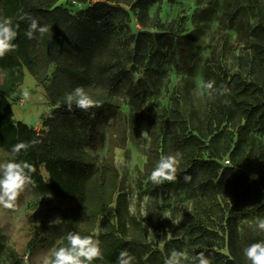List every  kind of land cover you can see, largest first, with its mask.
I'll return each mask as SVG.
<instances>
[{
    "label": "trees",
    "instance_id": "trees-1",
    "mask_svg": "<svg viewBox=\"0 0 264 264\" xmlns=\"http://www.w3.org/2000/svg\"><path fill=\"white\" fill-rule=\"evenodd\" d=\"M58 1L0 0L1 17L11 18L13 26L20 25L14 41L17 49L0 58L3 74L0 82V147L11 158V149L18 142L39 141L17 157L34 165L36 171L32 176L36 186L33 189L76 201L73 207L56 206L64 212L67 234L76 232L96 237L98 219L115 197V190L110 187L108 168L98 164L96 154L105 142L100 130L101 121L117 106L123 95L137 96L132 75L135 66L145 56H148L147 69L155 74L166 73V64L192 74L194 37L179 30L184 18L158 25V32L134 33L129 27H119L112 22L113 11L117 8L110 0H98L76 14L68 8L54 6ZM155 1L136 0L132 7L146 11ZM21 10L39 18L41 25H49V31L43 36L37 33L34 39H28L25 35L28 23L19 20ZM216 13H220V23L224 28H241L246 46L264 65V12L259 0H211L199 12V27ZM251 18L257 19L254 26ZM52 66L54 68L49 75ZM26 72L40 83L48 82L45 90L52 107L41 117V131L16 120L13 105L7 98L23 84ZM202 73L205 83L214 81V88L226 85L232 92L224 96H209L210 113L206 127H191L182 112V93L174 91L169 107L155 117L158 129L149 131L151 142L146 174L150 176L169 148L187 151L176 182L153 184L156 190L181 184L189 190L198 189L205 193L214 192L223 185L238 193L241 199L249 200L252 209L263 215V188L245 169L223 163L228 153L235 156V150L231 151L230 146H220L221 133L217 131L224 122L232 121L238 110L250 118H257L264 127V78L260 84L248 83L241 77L231 79L215 54L206 60ZM78 86L100 101L102 106L88 112L73 106V110L68 111L65 96ZM200 147H205L208 153H198L196 149ZM42 168L48 172V179L43 176ZM186 174L191 176L189 182L183 179ZM116 202L117 221L103 219L98 232L103 259L95 260L93 264H118L119 253L124 250L135 257L134 264H164L170 253L153 248L147 242L145 229L139 221L136 222V232L129 237L128 228L121 220L126 200L118 194ZM143 222L154 231L165 230L168 225V221L152 215H147ZM188 229L189 233H197L205 240V245H201L198 252L204 251L211 264H244L237 251L235 227H230L228 239L233 258L213 249L215 243L205 238L210 232L201 216H196ZM64 246H67L66 237L57 249ZM4 248L9 264H25L13 247Z\"/></svg>",
    "mask_w": 264,
    "mask_h": 264
},
{
    "label": "rangeland",
    "instance_id": "rangeland-1",
    "mask_svg": "<svg viewBox=\"0 0 264 264\" xmlns=\"http://www.w3.org/2000/svg\"><path fill=\"white\" fill-rule=\"evenodd\" d=\"M71 1L59 0L54 6L68 8L76 14L98 0H77L76 5ZM135 1L110 0L117 8L113 11L112 22L119 27H129L134 33H153L160 30L158 25L184 18L179 30L194 37V69L190 74L166 64V73L155 74L147 69L148 56H145L135 66L132 75L137 96L123 95L117 106L103 117L100 130L105 142L96 154L98 164L108 168L110 187L115 190V197L102 211L95 233L98 234L103 219L117 221L116 197L122 194L126 207L121 220L128 228L129 237L136 232V222L139 221L145 229L147 242L153 248L166 253L173 249L182 251L187 257L184 264H198L195 257L201 245H205V240L197 233H189L188 225L196 216H201L210 232L205 238L215 243L214 250L230 258L233 257L228 239L230 227H235L237 251L244 264H251L244 255V249L264 240V231L256 227L257 220L264 218V214L258 215L249 200L241 199L238 193L231 192L223 185L214 192L205 193L198 189L189 190L181 184L166 190H156L150 182V176L146 174V166L151 142L149 131L158 129L155 117L169 107L174 91L182 93L181 108L190 126L206 127L210 106L208 91L203 87L202 68L207 59L215 54L231 79L241 77L248 83H261L264 65L260 64L255 52L246 46L240 27L231 29L221 25L220 13L199 27V12L211 0H156L146 11L133 8ZM259 3L264 12V0H259ZM250 22L254 26L257 19L251 18ZM2 78L0 69V82ZM47 83L38 82L36 87L27 85L34 97L30 102L22 99L19 90L8 94L7 98L15 110L20 109L22 116H34L37 124L52 107L45 90ZM198 89L199 95L196 94ZM41 96L45 98L44 101L39 99ZM38 130H43V126H39ZM217 132L221 133L220 146H230L231 151L235 150V156L228 153L223 163L245 169L264 190V127L258 119L250 118L247 113L238 110L234 119L224 122ZM196 151L205 155L208 153L205 147L197 148ZM176 152L181 153V163L184 162L187 151L169 148L167 155ZM9 159L0 147V163ZM228 159L229 163L226 161ZM42 174L46 179L49 178L44 168ZM60 205L73 207L76 201L50 196L32 188L21 195L14 210L0 206V264L10 262L4 246L13 247L25 264H42L45 255L57 249L67 234L64 212L56 209ZM147 215L168 221L165 230H152L143 222Z\"/></svg>",
    "mask_w": 264,
    "mask_h": 264
},
{
    "label": "clouds",
    "instance_id": "clouds-1",
    "mask_svg": "<svg viewBox=\"0 0 264 264\" xmlns=\"http://www.w3.org/2000/svg\"><path fill=\"white\" fill-rule=\"evenodd\" d=\"M19 20L28 23L25 31L28 39H34L37 33L43 36L50 29L49 25H41L39 18L30 13H23V10H21ZM19 27V23L13 26L11 18L0 17V58L17 49L18 45L14 41L18 37ZM214 83V81H208L203 85L209 96L230 94L231 90L226 85L216 89L214 88ZM18 94L24 101L30 102L34 99L32 92L28 88L19 90ZM196 94H200L199 89ZM39 99L45 100L43 96L39 97ZM225 103H228V101L226 100ZM65 104L68 111H72L73 106H75V108L85 112L102 106L100 101L93 99L81 86L66 94ZM48 115L51 116V113ZM38 142L37 140L18 142L11 149V158L7 162L0 163V206L3 208L14 210L21 195L36 186L32 176L36 171L34 165L26 160H18L17 157L22 151L27 152L30 147ZM181 159L182 156L179 152L161 156L150 173V182L155 185H162L165 182H176ZM183 179L185 182H189L191 176L186 174ZM256 227L260 231H264V218L257 220ZM66 240L67 246L51 250L43 258L42 264H93V261L103 259L98 234L94 237L93 235L82 236L76 232H69ZM244 255L251 261V264H264V240L252 243L246 247ZM186 260L187 257L184 252L173 249L164 264H184ZM134 261L135 257L128 251L124 250L119 253L118 264H134ZM195 261L198 264H211L210 258L205 255L204 251L197 254Z\"/></svg>",
    "mask_w": 264,
    "mask_h": 264
},
{
    "label": "crops",
    "instance_id": "crops-1",
    "mask_svg": "<svg viewBox=\"0 0 264 264\" xmlns=\"http://www.w3.org/2000/svg\"><path fill=\"white\" fill-rule=\"evenodd\" d=\"M27 85H30V86H33V87H36L38 85V81L29 72H26L23 84L16 91L21 90L23 88H28ZM13 110H14V113H15V117H16L15 119L16 120L22 121V122L28 124L29 126L34 127L37 130H38L39 126H42V123L40 121H38L37 124L35 123L36 120H35L34 116L26 117V116H22L21 113H19L18 116H17L16 115L17 112H16L15 108H13ZM18 110L20 112V109H18Z\"/></svg>",
    "mask_w": 264,
    "mask_h": 264
},
{
    "label": "built area",
    "instance_id": "built-area-1",
    "mask_svg": "<svg viewBox=\"0 0 264 264\" xmlns=\"http://www.w3.org/2000/svg\"><path fill=\"white\" fill-rule=\"evenodd\" d=\"M72 3L76 5V4H78V1L77 0H72ZM227 163H229L228 160H227Z\"/></svg>",
    "mask_w": 264,
    "mask_h": 264
},
{
    "label": "bare ground",
    "instance_id": "bare-ground-1",
    "mask_svg": "<svg viewBox=\"0 0 264 264\" xmlns=\"http://www.w3.org/2000/svg\"><path fill=\"white\" fill-rule=\"evenodd\" d=\"M16 112L21 113V111L19 112L18 108H16Z\"/></svg>",
    "mask_w": 264,
    "mask_h": 264
}]
</instances>
